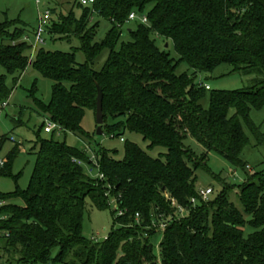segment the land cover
Segmentation results:
<instances>
[{"label":"trees","instance_id":"trees-1","mask_svg":"<svg viewBox=\"0 0 264 264\" xmlns=\"http://www.w3.org/2000/svg\"><path fill=\"white\" fill-rule=\"evenodd\" d=\"M131 12L144 15L146 22L138 18L128 30L130 39L120 41ZM93 15L109 24L100 40ZM46 31L68 42L76 39L85 61L77 62L74 51L44 48L29 60L24 23H0V100L10 93L7 75L16 84L31 63L52 82L48 103L34 99L57 126L48 138L40 137L44 122L35 132L27 187L0 193V201H23L0 207V228L8 232L0 237V258L7 264H264V169L250 175L241 158L249 141L242 122L258 144L264 142L249 116L252 108L264 107V0H95L91 6L74 0L66 14L51 18ZM155 38L170 41L177 58ZM103 50L107 57L95 70L93 61ZM181 64L191 72L177 73ZM221 64L253 74L249 86L211 90L196 81L198 73ZM96 84L103 91L102 133L139 134L149 150L164 152L154 157L124 140L122 159L99 147L92 149L94 164L89 146L78 149L60 140L58 133L86 135L81 124L86 110L95 112ZM191 142L201 147L200 154ZM210 152L242 167L247 177L235 185L217 176L220 191L204 200L195 170L206 167ZM18 153L16 144L0 176H12ZM84 165L97 168L102 178H91ZM233 187L242 209L230 198ZM166 195L186 210L185 216L169 219L176 210ZM108 197L116 203L111 231L101 241L84 237L86 201L103 210L110 206ZM162 220L169 221L163 231Z\"/></svg>","mask_w":264,"mask_h":264},{"label":"rangeland","instance_id":"rangeland-1","mask_svg":"<svg viewBox=\"0 0 264 264\" xmlns=\"http://www.w3.org/2000/svg\"><path fill=\"white\" fill-rule=\"evenodd\" d=\"M73 2L74 0H39V3L36 4L35 0H0V23L5 21L13 22L15 20H20L24 23L27 30L25 40L31 46L29 60H33L39 48H44L46 50L74 51L76 61L82 63L85 61V56L79 50V42L74 38L68 42L64 38L50 35L44 26L42 29L44 31L42 32L44 43L36 44L35 42V32L38 28L39 18L44 12L46 10L50 12L48 26L51 18L55 19L56 15L60 13L66 14L71 9ZM74 12L76 16H79L81 9L75 7ZM92 20L99 22L95 39L100 40L108 30L109 24L102 19H98L95 15L92 16ZM137 22H139L138 18H136V21L128 20L123 24L120 41H128L130 39L128 30L134 29ZM155 40L159 47L167 49L172 57L177 58V54L170 41L156 38ZM165 44H168V48L164 47ZM107 54L108 50H103L95 58L92 64L95 70H99L102 67ZM187 70L191 72L187 65L181 64L177 73ZM0 72H3V70L0 69ZM253 77V74L234 71L231 66L221 64L212 72L198 73L196 81L203 82L211 90H238L249 86ZM6 84L10 91L9 96L4 100H0V106L3 102L7 103L5 107L0 109V160L5 159L6 155L16 144L19 147V153L12 164V176H0V193L3 194L13 192L16 185L22 190L28 185L35 161V156L30 153L35 140V132L43 122L45 126L49 121L48 117L41 113L34 97L43 103H48L51 97L52 82L36 72L30 63L18 78L16 84H14L12 76L9 75L6 77ZM32 90L34 91L33 97L31 96ZM202 103L207 105V99L203 100ZM249 116L262 135H264V107L259 109L252 108ZM13 120H17L19 124L15 125ZM81 125L87 136L79 137L71 133H67L65 138L59 133L56 136L60 140L64 139L67 145L78 149H85L89 146L91 150L88 149L87 155L91 157L93 162L92 149L97 150L99 147L110 151L116 159H122L124 155V140L138 144L154 157L164 152V148L162 147L149 150L147 142L139 134L125 132L122 135V140H120V137L110 136L107 132L97 135L95 115L89 109L85 111ZM242 128L249 141L242 150L241 158L248 165V171L251 175L264 169V142L258 144L244 122H242ZM50 135L51 133H46L43 130L40 131V137L42 138H48ZM10 138H13V141ZM191 146L197 154L201 153L200 146L194 142H191ZM205 163L206 167H199L195 170V184L197 189L212 188L214 193L208 196L210 199L214 198L221 189V183L218 181L220 178H217V176L225 178L228 183L235 185L241 184L246 180L247 175L242 167L232 166L214 152L207 154ZM84 168L86 172L90 173L89 176L91 178L99 175L98 169L91 165H84ZM237 193V188L233 187L230 190V198L239 209H242L236 197ZM107 201L110 206L103 210L93 207L88 200L86 201L85 213L82 220V235L84 237L89 239L96 238L101 241L111 231L113 227L111 209L114 208V202L110 197L107 198ZM4 203L18 206L23 205V201L20 198H8L4 200ZM160 238L161 234L159 232L156 233L154 243L158 244ZM155 250L157 252V247ZM56 251V249L53 250V255ZM0 264H7L5 257L0 258Z\"/></svg>","mask_w":264,"mask_h":264},{"label":"built area","instance_id":"built-area-1","mask_svg":"<svg viewBox=\"0 0 264 264\" xmlns=\"http://www.w3.org/2000/svg\"><path fill=\"white\" fill-rule=\"evenodd\" d=\"M36 4L39 3V0H35ZM95 2V0H81V3L84 4V5H93V3ZM50 18V12L49 10H46L44 12V14L39 18V24H38V28H37V31L35 33V42L36 44H43L44 43V39L42 38V32H44L42 29L43 27L47 25L48 23V20ZM136 18H139L141 22L145 23L146 22V17L144 15L142 16H137L136 13L134 12H131L129 14V17H128V20H134ZM205 87L208 89L209 86L208 85H205ZM7 105L6 102H3L0 106V109L5 107ZM57 128L56 124L51 122V121H48V123L44 126V131L46 133H49L51 132L52 130H55ZM11 141H13V138H10ZM120 140H122V138H120ZM6 159H2L0 160V167L3 166V164L5 163ZM95 160H94V164H95ZM100 178H102V175H98ZM212 192V188L210 187H207L205 189H198V193L200 195V197L202 199H207V197L211 194ZM166 198L170 201L171 203V206L175 208V212L173 213V215L171 217H169V219H172L173 216H177V214H179L180 216H185V213H186V210L180 206L174 198L166 195ZM194 198L191 199V202H194ZM113 202H114V208H116V203L113 199ZM4 204L3 201H0V207ZM119 214H122L121 211L118 212ZM138 217V216H136ZM3 217H0V219H2ZM169 221L168 220H162L160 223H159V230L163 231L165 229V227L167 226V223ZM8 235V232L4 229H1L0 228V237H3V236H7ZM92 239H96V238H92ZM104 239H106V237H104ZM0 252H1V249H0Z\"/></svg>","mask_w":264,"mask_h":264},{"label":"water","instance_id":"water-1","mask_svg":"<svg viewBox=\"0 0 264 264\" xmlns=\"http://www.w3.org/2000/svg\"><path fill=\"white\" fill-rule=\"evenodd\" d=\"M96 90H97V95H96V101H95V123L97 125L96 127V134L101 135L102 134V124H103V111H102V98H103V91L100 88L98 84H96Z\"/></svg>","mask_w":264,"mask_h":264}]
</instances>
